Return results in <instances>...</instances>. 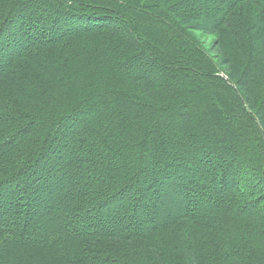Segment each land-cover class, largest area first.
<instances>
[{
  "label": "trees",
  "instance_id": "obj_1",
  "mask_svg": "<svg viewBox=\"0 0 264 264\" xmlns=\"http://www.w3.org/2000/svg\"><path fill=\"white\" fill-rule=\"evenodd\" d=\"M0 264H264V0H0Z\"/></svg>",
  "mask_w": 264,
  "mask_h": 264
},
{
  "label": "rangeland",
  "instance_id": "obj_2",
  "mask_svg": "<svg viewBox=\"0 0 264 264\" xmlns=\"http://www.w3.org/2000/svg\"><path fill=\"white\" fill-rule=\"evenodd\" d=\"M215 39H216V38H215L214 36L208 38V39H207V45H208V46H211L212 43L215 41ZM16 45H17V44H16Z\"/></svg>",
  "mask_w": 264,
  "mask_h": 264
}]
</instances>
